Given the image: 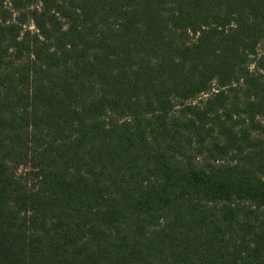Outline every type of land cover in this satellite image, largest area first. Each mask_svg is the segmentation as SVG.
<instances>
[{
	"label": "trees",
	"instance_id": "trees-1",
	"mask_svg": "<svg viewBox=\"0 0 264 264\" xmlns=\"http://www.w3.org/2000/svg\"><path fill=\"white\" fill-rule=\"evenodd\" d=\"M0 264H264V0H0Z\"/></svg>",
	"mask_w": 264,
	"mask_h": 264
},
{
	"label": "rangeland",
	"instance_id": "rangeland-1",
	"mask_svg": "<svg viewBox=\"0 0 264 264\" xmlns=\"http://www.w3.org/2000/svg\"><path fill=\"white\" fill-rule=\"evenodd\" d=\"M197 101H199V99H197L196 102ZM223 161H226V158H224L223 160H221V162H223ZM19 171L22 172L23 171L22 168H20Z\"/></svg>",
	"mask_w": 264,
	"mask_h": 264
}]
</instances>
